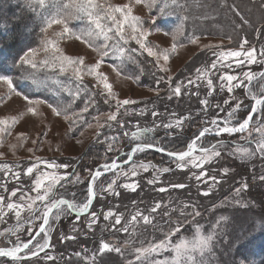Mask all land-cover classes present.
Listing matches in <instances>:
<instances>
[{"label": "rangeland", "instance_id": "obj_1", "mask_svg": "<svg viewBox=\"0 0 264 264\" xmlns=\"http://www.w3.org/2000/svg\"><path fill=\"white\" fill-rule=\"evenodd\" d=\"M108 2L115 5L129 3L133 9V15L144 18L157 15L155 8L149 12L144 4H135L134 0H108ZM181 2L188 5V11L183 14L189 17L183 34H177L175 40L173 39L174 29L179 23L176 16L163 18L157 16L158 26L163 30L160 32L150 30L147 37L148 46L153 47L158 54L166 48L170 49L173 43L177 44L176 51L169 54L167 62L161 56L158 66L156 57L149 56L146 51L140 49L135 40H129L127 45H122L125 47L123 54L110 52L97 70L107 76V82L112 85V91L116 94L115 99H131L138 102L121 108L117 120L123 118V128L116 122H111L112 129H108L105 120L108 113L115 111V100L108 98L106 104L104 95L93 97L95 104L89 107L88 113L84 114V119L93 127L89 128L87 124H80L78 121L73 127L69 120L64 119L63 112L57 116L47 104L36 105V112H29L28 102L23 99V96L11 93L7 84L0 82V120H8L10 123L12 117H17V123L10 127V133L5 132L0 136V153H2L0 165L7 164L12 171L20 173V179L17 181L11 178L12 172H9L6 177L4 170L0 168V183L7 186L6 191L0 187V195H4L5 203L25 205L19 218L22 227L16 231V235L6 232L8 229H17V218L14 211L5 209L7 215L0 220V232H5L4 236H0V247L14 246L17 236L20 240L27 242L29 232L34 235L39 230L42 220L32 219L30 224L32 213L27 205L32 203L37 195L34 182L42 173L55 171L61 176L66 172L78 173L80 182L75 181L74 175L69 176L68 180H61L55 184L49 195L50 199H66L80 204L85 201L91 174L98 167L103 172L101 167L103 164H110L116 160L119 168L113 172L104 173L96 181L97 196L90 208V212L97 213L96 224L90 229L87 226L88 214H81L80 219L76 220V214L66 210L60 219L52 224L50 241L52 247L45 250L54 259L48 260L42 252L40 253L41 264H130L135 261V248L147 247L149 243L163 240L165 234L174 228L177 222L183 226L180 232L171 237L173 244L181 240L191 241L196 236L197 228L204 236L213 234V228H215L211 249L205 252L206 264H231L233 259L244 260V264H264V181L259 180V176L264 174V156L259 154L256 147V142L264 140V137L255 131V128L259 126L255 123L256 114L248 129L251 133V143L247 139H241L240 133L231 136L223 134L220 137L208 133L197 142L194 155H200L202 147L211 148L217 140L222 139L226 142L225 148L218 149L221 151V156L205 164L203 169L191 166L178 168L177 163H181L180 161L169 158L167 154L154 149L137 152L130 161L128 160V153L136 143L152 142L159 147H164L165 151H186L187 145L199 134V131L205 126H210L211 119H231L232 124L242 121L255 103L252 94L259 98L262 86L259 79L254 80L248 88H236L229 93L225 87L221 91L219 76L229 71L228 69L210 72L216 91L212 93V96H208L207 93L211 89L207 88L204 80H197L196 70L208 69L211 61L216 59L210 50L202 47L205 44L220 45V48L224 50H238L239 42L246 38L250 45L257 48L259 59V50L264 48V7H262L264 0H181ZM232 5H235L244 19L248 20L247 25H244L240 17L232 10ZM16 23H19L21 32L18 52L13 54L12 51L7 52L6 48L0 46V74L12 75L14 82L20 76V72L19 70L9 72L8 69L11 68L14 59L22 55L27 48L38 46L40 25L35 14L28 9L26 0H0L1 36L8 37L11 27ZM78 24H80L79 21L72 22V25ZM257 29L260 30L259 34ZM58 30L59 26L54 25L48 35L53 37ZM126 32H130V29L126 28ZM166 32L167 35H165ZM189 35L198 36V43H189L186 39ZM229 35L232 37L231 41L227 38ZM59 46L65 55L83 56L85 64H94L100 59L93 48L74 37L60 40ZM247 47L248 45H245V48ZM132 49L135 51H130ZM44 55L40 53L37 59H43ZM206 59L208 63H204ZM162 68H166L167 72H164ZM249 70L254 73L262 72L264 64L246 65L243 69L233 67L230 74L236 75ZM49 75L51 79L47 88L24 94L29 95L30 99L46 100L53 107L61 106L57 101H62L65 105L71 103L68 114L71 116L73 112L79 113L83 107L82 101L87 98L85 93L82 90L81 97L73 102L72 96L65 90L70 89L74 92L78 86L77 82L69 79L68 74L59 73L58 70ZM160 76H163L164 80L157 85L155 81ZM168 77H171L170 86ZM187 79H193L196 83L188 85ZM57 80L59 83L55 82ZM178 83L181 84V93L175 96L171 88ZM245 84H248L247 80ZM84 85L97 94L104 91L103 85L92 75H84ZM17 90L24 91L20 87ZM230 97L236 99H230ZM204 99H208L211 105L206 113L202 111L204 105L201 101ZM224 100H229V103L223 104ZM238 100L242 101L243 105L234 118H229L227 113ZM217 103L222 104L225 111L221 112L215 108ZM125 109H127V115H124ZM141 109H145L143 115L139 114ZM152 111H156L158 116L153 117ZM95 117H99V123L104 124L99 136L96 135ZM178 119L184 120L183 126L175 131L168 130L170 135L166 136L163 125ZM206 120L209 123H205ZM143 129L154 130L151 133H142L139 140L132 137V132ZM125 132L128 133L127 136ZM248 132L243 135L248 137ZM152 133L154 134L150 135ZM105 136H118V139L108 141L105 140ZM33 141L36 143L33 144ZM109 144H111V150H109ZM29 148L33 151L29 152ZM245 148L253 154L242 158L237 149ZM36 157L57 165L67 163L70 167L67 170L51 169L40 164L29 178L26 168L35 162ZM141 165H149L148 171H144ZM133 167L138 173L135 177L130 174ZM164 167H168L170 171L168 173L157 171ZM224 168L229 169L227 174L223 173ZM201 170H207L209 176L215 175L219 181L207 197L201 195V192L207 190L211 181L209 180L208 184H197L192 176L193 172L198 175ZM121 172H128L129 175L125 177L120 175ZM157 175L159 180L155 184H149L148 181ZM112 179L117 181L115 190L120 192L119 197L101 191ZM132 182L139 184L135 192L121 187L125 183ZM173 183H183L186 187L172 188L170 185ZM243 183H247V189L237 193L236 190L241 189ZM47 184L48 182L45 181V186ZM161 187L166 188L167 191L159 192L158 189ZM15 188H21V192L11 197L10 193ZM22 193L25 197L23 200L20 199ZM39 194L43 195V189ZM157 203L160 204V208L152 212V208ZM184 205L188 207L184 208ZM192 205H195L196 210L201 213L195 219L193 215H187L192 212ZM40 207H42L41 202L36 200L33 203V209ZM110 210L122 216L121 224L116 225L115 228L112 227L115 216L108 220L104 219V215ZM137 212L149 216L151 223L145 224L140 217L136 222H132L131 216ZM165 212L169 215L165 216ZM36 215L40 213L36 212ZM185 216L187 222H185ZM221 217L225 219L221 221ZM218 221L220 222L217 223ZM123 227H127L128 231L118 230ZM74 228L77 231H73ZM61 235L74 236L75 239L61 241ZM236 237L240 239L236 240ZM102 243H109L113 248L119 247L121 252L100 253ZM229 245L232 247L229 248ZM77 253L79 256L76 255ZM174 256L175 253L170 249L156 258ZM36 261V257L21 261L0 257V264H35Z\"/></svg>", "mask_w": 264, "mask_h": 264}, {"label": "snow or ice", "instance_id": "obj_2", "mask_svg": "<svg viewBox=\"0 0 264 264\" xmlns=\"http://www.w3.org/2000/svg\"><path fill=\"white\" fill-rule=\"evenodd\" d=\"M135 4H144L148 8L149 12L153 8L156 9L157 15H152L148 18H144L138 15H133V9L131 4L125 3L122 5L110 4L108 0H26V5L36 16L37 21L40 25L39 27V44L36 47H29L26 51L23 52L18 58L14 59L11 68L8 69L9 72L13 70H19L20 76L15 79L12 75L0 74V82L7 84L8 89L11 93H14L17 96H23V99L28 102V111L31 113L36 112V105L47 104L49 108L57 115L60 116L61 113H64V119L69 120L71 125L74 127L77 124V121L80 124H87V127L91 128L93 125L87 122L84 119V114L89 112V107L95 104L93 97L97 95H104L106 98L104 103H108V98L115 100V111L110 112L106 116L105 123L108 125V129H112L111 122H116L121 128H123V118L117 120L118 114L121 112V108L127 105H133L138 103L137 101L131 99H115L116 94L112 91V85L107 82V76L102 72L97 70L100 68L101 63L105 57H108L110 52L123 54L125 52V47L122 45H127L129 40H135L139 45V48L146 51L149 56L156 57L157 64L159 66V60L162 56L165 62L169 59V54L174 53L177 48V44L173 43L170 49H164L162 53H157L153 47L148 46L147 37L150 34V30H155L157 32L162 31L163 29L158 26L157 16L163 18L166 16H176L179 21L176 25L173 32V39L177 34L182 35L184 32L185 23L188 21L189 17L183 13L188 11V5L182 3L181 0H134ZM232 10L240 17L242 23L247 25L248 20L240 14L239 10L235 5H232ZM264 7V5H262ZM73 21H79L80 24L72 25ZM59 26V30L56 31L53 37L48 35L49 30L53 26ZM72 25V26H70ZM126 28L130 29V32H126ZM259 29L257 33L259 34ZM168 33L166 32L165 35ZM75 38L81 40L85 45L90 48H93L94 51L98 53L100 59L94 64H85L83 56H69L65 55L63 49L59 46V41L65 38L71 39ZM229 41L232 40V37L229 35L227 37ZM189 43L196 44L199 41V37L195 35H189L186 37ZM99 41V43H97ZM112 41V43H109ZM245 45H248L245 48ZM204 49L211 51L212 56L216 57L215 60H212L208 69L198 68L197 71V80H204L208 89H211L207 93L208 96H212V93L216 91L213 86V80L210 78V72L212 70L221 71L223 69H228L229 71L224 72L223 75L219 76V88L221 91L227 88L229 93H232L234 89L245 87L248 88V85L252 84L254 80L259 79L262 82L259 98L255 94H252V99L255 103L252 105L249 114L242 121H237L235 124H232L231 119H221L213 118L210 121V126H205L202 130L199 131V134L192 139L191 143L187 145L186 151H167V156L169 158H174L181 163H177L178 168H186L191 166L196 169H203V166L207 163L213 161L214 158H219L221 156V151L218 149H223L226 147V142L224 140H217L211 148H201L200 155H194V151L197 145V142L206 136L208 133H213L215 136L220 137L223 134H232L240 133L241 139H247L251 143V133L248 132L249 125L253 122V114H256L255 123L259 125L255 128V131L260 133L264 137V71L259 73H254L251 70L242 71L239 74L233 75L230 74L233 67L243 69L246 65L253 64H264V48L259 50V59L257 57V48L249 44V41L245 38L239 42L238 50L227 49L224 50L220 48V45H209L205 44L202 46ZM220 49V50H216ZM130 51H135L132 49ZM40 53H44V58L38 60L37 57ZM204 63H208L206 59ZM162 67V66H161ZM58 70L59 73L68 74L69 79H74L77 82V88L73 92L70 89H65L69 92V95L72 96L73 102L76 99L81 97V91L86 95V99L82 101L83 107L80 109L79 113L73 112L71 116L68 114L69 109L71 108V103L63 104L62 101H57L60 107H53L52 104H48L46 100L43 99H30L29 95L24 94L25 92L40 91L49 86V80L51 79L49 73ZM119 73V68L116 69ZM164 72H167L166 68H162ZM43 72V75H42ZM95 76L97 81L103 85V92L97 94L94 91H90L86 85H84V75ZM164 80L163 76H160L156 79V84L158 85L161 81ZM245 80L248 81V84H245ZM236 83H233V82ZM59 83V81H55ZM169 86L171 85V77H168ZM182 83V82H181ZM196 83L193 79H187L188 85H193ZM18 87L23 88L24 91H18ZM171 92L175 96H179L181 93V84L178 83L174 88H171ZM249 93L251 94V89L249 88ZM58 95V93H57ZM171 99V96H169ZM230 99H236L235 97H230ZM229 100H224L223 104H228ZM201 104L204 105L202 109L203 112H207L208 108L211 107L208 99L201 101ZM243 105L242 101H237L234 107H231V110L228 111L227 116L229 118H234L238 110L241 109ZM215 108L219 109L221 112L225 111L222 104L217 103ZM145 109H141L140 113L143 115ZM127 109H125L124 115H127ZM152 116H158L156 111H152ZM76 117V119H72ZM97 120V133L99 136L100 129L104 128V124L99 123V117H95ZM17 123V117H12L9 123L8 120H0V136L3 133L9 132L10 127ZM205 123H209L207 120ZM184 124L183 119L175 120L174 122H169L164 124L165 135H170L168 130L175 131L180 129ZM231 125V126H230ZM159 127V125H157ZM154 129H143L139 132H132V137L137 140L140 139L142 133H151ZM248 132V137H245L243 134ZM82 134V133H81ZM126 136L127 132L124 133ZM23 137V134H21ZM118 139V136H105V140L113 141ZM36 142L33 141V144ZM15 147V146H13ZM256 147L261 156H264V140L256 142ZM146 149H154L160 153H165L164 147H159L157 144L152 142L136 143L132 147L131 152L128 153V160L132 159V156L137 152H144ZM109 150H111V144H109ZM29 152H32L33 149L29 148ZM242 158H246L253 153L249 149H237ZM2 155V153H0ZM186 158H188L186 160ZM40 164H44L45 167L56 169L63 168L67 170L70 165L59 164L57 165L54 162H49L42 160L40 157H36L35 162L31 166L26 168V174L31 178L34 170L38 169ZM103 172L98 167L94 173L91 174V180L87 187V195L85 201L77 204L66 199H50V193L52 192V187L55 184H58L61 180H68L69 176L74 175L75 181L80 182V176L78 173H65V175H58L55 171L42 173L39 178L34 182V187L37 191V195L32 203L27 205L28 210L32 213V218L29 220V223H32V219L42 220V223L39 225V230L35 234L29 232V238L27 242L20 240L19 236L16 238V243L11 247H0V257L11 258L14 261H21L25 258L36 257L37 261L35 264H41L40 253H44L45 258L48 260H53L54 258L46 252V249L52 247L51 241V232L53 231L52 224L59 220L61 215L65 211H70L71 213L76 214L75 219L79 220L81 214L89 215L88 228H92L97 220V213L94 211L90 212V208L93 204V200L97 196V191L95 190L96 181L99 177L104 175L106 172H113L119 168L116 160H113L112 163H105L101 166ZM144 171H148L149 165H141ZM0 168L4 170L5 176L7 177L9 172H12V179L19 181L20 173L12 171V168L5 164L0 165ZM157 171L168 173L170 169L164 167ZM229 172L228 168L223 169V173L227 174ZM131 176L135 177L138 175L135 167L131 170ZM120 175L127 177L128 172H121ZM197 184L204 183L208 184V181H211V184H208L207 190L201 192V195L207 197L219 183L215 175H208L207 170H201L197 175L195 172L192 173ZM207 177V179H204ZM159 180V176H154L152 180H149V184H155ZM260 181H264V174L259 176ZM45 181L48 182L45 186ZM117 184L116 179H112L111 182L107 183V187L101 189L105 194L111 193L117 197L120 196V192L115 190ZM172 188L183 189L186 187L183 183H173L170 185ZM0 187H3L5 191L7 186L0 183ZM125 190L135 192L139 187L137 182L125 183L121 186ZM247 183L242 184L241 189H237L239 193L243 189H247ZM43 189V195H40V190ZM159 192H166L167 189L161 187L158 189ZM198 191L199 188H198ZM17 192H21V188H15L11 191L10 196L15 197ZM24 194H21L20 199L23 200ZM31 199V198H29ZM38 200L41 202L42 207L33 209V203ZM239 203V201H237ZM25 205L23 203H5L4 195H0V220H2L8 211H14L15 217L17 218V229L11 230L8 229L6 232L10 235H16V231L22 227L19 218L21 217V212L23 211ZM184 208H187L188 205H184ZM192 212L187 213V215H193L195 217L200 216L201 213L196 210V206L192 205ZM157 208H160V204L157 203L153 208L152 212H155ZM183 211V210H182ZM36 212H39L40 215H36ZM165 216H168L169 213L165 212ZM115 216L114 224L112 227L115 228L116 225L121 224V215L115 214L113 211H107L104 215V219L108 220L110 217ZM143 220L145 224H150L151 220L149 216L143 215L141 212H137L135 215L131 216V221L136 222L137 218ZM224 217H221L220 220H224ZM185 222L186 216H185ZM218 221L217 223H219ZM183 225L180 222L176 223V226L168 233L165 234V238L159 242L149 243L147 247H139L134 249L135 261L130 262V264H206L204 259L206 250L211 249V244L215 235V228H213V234L204 236L200 234L199 228L196 229V236L191 240H181L179 243L173 244L171 237L175 233L180 232ZM124 232L128 231L127 227H123ZM73 231H77L75 228ZM43 234V235H41ZM5 232H0V236H4ZM61 241L65 239H75L74 236H64L61 235ZM236 240L240 239L239 237L235 238ZM229 248L232 245L228 246ZM172 250L175 253V256L172 258L164 257L163 259H158L156 257L161 256L163 253ZM100 253L105 251H114L120 253L121 249L119 247H110L109 243H102ZM23 253V255H21ZM79 256V253L76 254ZM231 264H244V260L233 259Z\"/></svg>", "mask_w": 264, "mask_h": 264}, {"label": "trees", "instance_id": "obj_3", "mask_svg": "<svg viewBox=\"0 0 264 264\" xmlns=\"http://www.w3.org/2000/svg\"><path fill=\"white\" fill-rule=\"evenodd\" d=\"M20 34L21 32L19 30V23H16L15 26L11 27L8 37L3 38L0 34V46H3L4 48H6L7 52L12 51L13 54H16L18 52V48L20 49V42H19ZM153 134L154 133L150 135H153ZM242 174L247 175L245 173H242Z\"/></svg>", "mask_w": 264, "mask_h": 264}, {"label": "water", "instance_id": "obj_4", "mask_svg": "<svg viewBox=\"0 0 264 264\" xmlns=\"http://www.w3.org/2000/svg\"><path fill=\"white\" fill-rule=\"evenodd\" d=\"M253 117H254V114H253ZM250 126V125H249ZM167 153V151H165V154ZM94 201V200H93Z\"/></svg>", "mask_w": 264, "mask_h": 264}]
</instances>
